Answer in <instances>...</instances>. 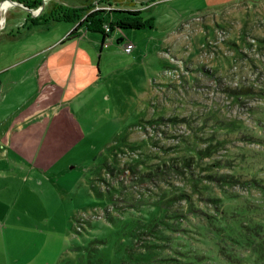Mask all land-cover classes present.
I'll use <instances>...</instances> for the list:
<instances>
[{"label":"rangeland","instance_id":"rangeland-1","mask_svg":"<svg viewBox=\"0 0 264 264\" xmlns=\"http://www.w3.org/2000/svg\"><path fill=\"white\" fill-rule=\"evenodd\" d=\"M142 9L152 27L78 39L77 134L43 183L30 175L6 264H264V0Z\"/></svg>","mask_w":264,"mask_h":264},{"label":"crops","instance_id":"crops-1","mask_svg":"<svg viewBox=\"0 0 264 264\" xmlns=\"http://www.w3.org/2000/svg\"><path fill=\"white\" fill-rule=\"evenodd\" d=\"M51 4L48 0L45 10ZM6 10L0 31V264L7 262L3 243L21 217L15 203L24 197L30 175L43 183L69 151V132L77 134L75 101L91 73L87 50L78 41L89 32L84 25L64 40L72 28L53 35L46 29L57 21L25 28V17L34 16L30 11L15 4Z\"/></svg>","mask_w":264,"mask_h":264},{"label":"trees","instance_id":"trees-1","mask_svg":"<svg viewBox=\"0 0 264 264\" xmlns=\"http://www.w3.org/2000/svg\"><path fill=\"white\" fill-rule=\"evenodd\" d=\"M28 7L36 8L41 5L42 0H17ZM155 0H85L81 4L60 3L56 0H49L51 7H45L36 16L28 14L22 27L28 28L35 25H48L51 21H66L76 25L68 32L64 40L77 36V30L84 25L87 30L99 33L100 49L103 47L107 37H110L114 29H141L152 27L154 18L146 15L143 6ZM99 7H96V6ZM112 6V8H102L101 6ZM109 26V30L105 29ZM123 37H118L121 41ZM204 149H197V153H203ZM192 156H184L182 163L189 165ZM221 179L231 182L236 179L233 175L222 176ZM184 194V193H183Z\"/></svg>","mask_w":264,"mask_h":264},{"label":"built area","instance_id":"built-area-1","mask_svg":"<svg viewBox=\"0 0 264 264\" xmlns=\"http://www.w3.org/2000/svg\"><path fill=\"white\" fill-rule=\"evenodd\" d=\"M5 1V0H4ZM48 0H46V2H47ZM23 4V3H22ZM1 6V5H0ZM96 7H99L98 5L96 6ZM102 8H107V9H109V8H112V6H107V5H105V6H101ZM40 5L38 6V7H36V8H33L32 7V10H31V13H32V15H34V16H36V15H38L39 13H40ZM105 29L106 30H109V26L108 25H105ZM133 46H134V44L132 43V42H126L124 45H123V50L126 52V53H129V52H131L132 51V49H133Z\"/></svg>","mask_w":264,"mask_h":264},{"label":"water","instance_id":"water-1","mask_svg":"<svg viewBox=\"0 0 264 264\" xmlns=\"http://www.w3.org/2000/svg\"><path fill=\"white\" fill-rule=\"evenodd\" d=\"M9 1H11V4L13 3V4H15V5H18V6L22 7L23 9H26V10H28V11H30V12H31V10H32L31 7H28V6L22 4L21 2H19V1H17V0H9ZM56 1H58V2H60V3H64V1H62V0H56ZM138 1H140V0H138ZM45 3H46V0H42V3H41V5H40V7H41V8H40V11L44 8Z\"/></svg>","mask_w":264,"mask_h":264},{"label":"bare ground","instance_id":"bare-ground-1","mask_svg":"<svg viewBox=\"0 0 264 264\" xmlns=\"http://www.w3.org/2000/svg\"><path fill=\"white\" fill-rule=\"evenodd\" d=\"M10 4V1H4V3H2V5L0 6V9H6Z\"/></svg>","mask_w":264,"mask_h":264}]
</instances>
